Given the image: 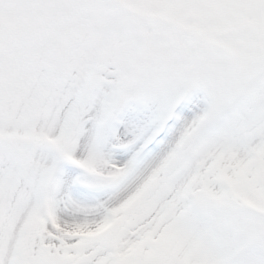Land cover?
Listing matches in <instances>:
<instances>
[{"label":"snow or ice","instance_id":"snow-or-ice-1","mask_svg":"<svg viewBox=\"0 0 264 264\" xmlns=\"http://www.w3.org/2000/svg\"><path fill=\"white\" fill-rule=\"evenodd\" d=\"M0 264H264V0H0Z\"/></svg>","mask_w":264,"mask_h":264}]
</instances>
